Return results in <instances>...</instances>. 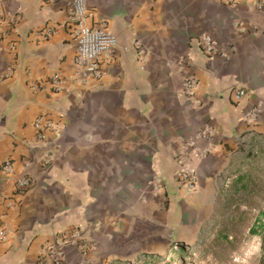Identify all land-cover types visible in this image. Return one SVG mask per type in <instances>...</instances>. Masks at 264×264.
<instances>
[{
	"label": "crops",
	"instance_id": "obj_1",
	"mask_svg": "<svg viewBox=\"0 0 264 264\" xmlns=\"http://www.w3.org/2000/svg\"><path fill=\"white\" fill-rule=\"evenodd\" d=\"M86 4L118 45L101 80L56 91L52 73L74 66L65 1L0 0V165L12 161L32 182L20 191L0 171V264H42V246L62 239L64 264L139 262L176 253L178 241L202 242L210 220L213 238L262 256L264 205L236 193L251 187L238 157L243 141L264 139V12L218 0ZM202 33L214 39L215 55L200 51ZM134 40L147 51L142 60ZM180 56L197 82L192 94L181 89ZM234 87L246 92L240 102ZM257 105L250 124L244 115ZM39 117L56 126L42 138ZM206 124L216 129L212 140L196 138L179 160V148ZM182 165L196 173L192 193L176 180ZM224 172L232 176L223 180Z\"/></svg>",
	"mask_w": 264,
	"mask_h": 264
},
{
	"label": "built area",
	"instance_id": "obj_2",
	"mask_svg": "<svg viewBox=\"0 0 264 264\" xmlns=\"http://www.w3.org/2000/svg\"><path fill=\"white\" fill-rule=\"evenodd\" d=\"M50 1H65V6L68 11V23L70 24V34L74 41L75 55L74 66L70 74L66 75L61 72H54L50 77V84L56 91H69L73 85L88 84L91 81H98L105 75V67L111 61L114 49L118 45L116 35L110 31L108 23L105 20H100L97 24L90 20V11L86 4V0H50ZM221 3L230 6H237L241 2H250L255 5L257 10L264 12V0H218ZM3 25L0 21V31ZM264 31V27H263ZM53 32L51 28H45L44 33L50 34ZM134 49L140 60L146 57L145 47L138 41L133 42ZM15 49V44L9 46ZM198 47L204 55H215L218 52L214 39L208 33L200 34L198 38ZM125 50L126 47L124 46ZM187 65L186 57L180 56L179 67L183 73L181 89L184 94H192L197 82L194 77L185 74ZM235 101L240 102L246 92L241 87H234L232 90ZM260 112L259 106H253L244 115V119L255 124ZM34 127L38 130V136L42 138L44 131L55 129V124L49 119L39 117L34 122ZM216 134V129L211 124L204 125L195 135L194 138L186 140L178 151L179 160L184 161L187 157L189 149L194 148L196 138H205L210 142ZM210 150V145L203 149L204 152ZM52 157H46L44 162H49ZM0 171L5 172L8 176L14 177L15 186L20 191L25 190L31 185V179L25 173H15L14 164L10 160L4 161L0 165ZM176 180L181 189L185 193H192L197 187V176L194 170L186 165L176 172ZM154 189L158 190L159 186L155 185ZM83 228L77 226L73 230V236L80 237ZM6 233L0 229V240L5 239ZM66 239L47 242L40 251L38 261L42 264H64V243ZM91 247V246H90Z\"/></svg>",
	"mask_w": 264,
	"mask_h": 264
},
{
	"label": "rangeland",
	"instance_id": "obj_3",
	"mask_svg": "<svg viewBox=\"0 0 264 264\" xmlns=\"http://www.w3.org/2000/svg\"><path fill=\"white\" fill-rule=\"evenodd\" d=\"M264 147V139H256V141H243L241 153L238 157L240 160V168L245 171L248 176V181L251 187H247L248 191H239L236 189V194L240 198L256 197V205H264V151H258L259 147ZM257 151V153H256ZM249 159V160H248ZM224 179L232 176L230 172H224ZM220 177V175H219ZM210 220L207 226L202 227L200 239L193 242L191 245H184L178 241V245L183 244L176 253L171 252L155 257L144 258L142 261H136L129 264H260L261 252L255 247H249L245 250H240L237 245L228 243L223 239L217 240L212 237L216 233V227ZM231 221H225L229 224ZM228 228L227 230H230Z\"/></svg>",
	"mask_w": 264,
	"mask_h": 264
},
{
	"label": "trees",
	"instance_id": "obj_4",
	"mask_svg": "<svg viewBox=\"0 0 264 264\" xmlns=\"http://www.w3.org/2000/svg\"><path fill=\"white\" fill-rule=\"evenodd\" d=\"M262 258L264 259V249L262 250ZM260 264H264V261H261V263Z\"/></svg>",
	"mask_w": 264,
	"mask_h": 264
}]
</instances>
